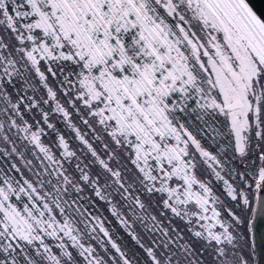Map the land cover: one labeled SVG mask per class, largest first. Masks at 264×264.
Masks as SVG:
<instances>
[{"label": "snow or ice", "instance_id": "obj_1", "mask_svg": "<svg viewBox=\"0 0 264 264\" xmlns=\"http://www.w3.org/2000/svg\"><path fill=\"white\" fill-rule=\"evenodd\" d=\"M264 264V17L248 0H0V264Z\"/></svg>", "mask_w": 264, "mask_h": 264}, {"label": "water", "instance_id": "obj_2", "mask_svg": "<svg viewBox=\"0 0 264 264\" xmlns=\"http://www.w3.org/2000/svg\"><path fill=\"white\" fill-rule=\"evenodd\" d=\"M249 4L262 16L264 17V0H248ZM256 264H261L260 255L255 256Z\"/></svg>", "mask_w": 264, "mask_h": 264}, {"label": "trees", "instance_id": "obj_3", "mask_svg": "<svg viewBox=\"0 0 264 264\" xmlns=\"http://www.w3.org/2000/svg\"><path fill=\"white\" fill-rule=\"evenodd\" d=\"M253 264H256V258L254 257V259H253Z\"/></svg>", "mask_w": 264, "mask_h": 264}]
</instances>
